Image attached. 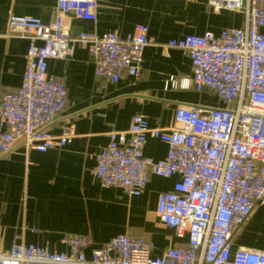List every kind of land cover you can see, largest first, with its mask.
Returning <instances> with one entry per match:
<instances>
[{
  "label": "built area",
  "instance_id": "2783aa9c",
  "mask_svg": "<svg viewBox=\"0 0 264 264\" xmlns=\"http://www.w3.org/2000/svg\"><path fill=\"white\" fill-rule=\"evenodd\" d=\"M215 10L244 17L241 28L206 32L172 40L170 48L185 51L193 79L182 87L213 91L224 108L203 113L179 106L174 125L151 128L142 114L127 131H113L96 156L92 172L105 189L141 197L149 177H178L172 192L160 194L157 216L186 245L154 256L155 244L145 238L119 235L93 249L88 239L66 236L69 252L57 253L17 238L10 250L0 243V264H264V251H231V238L257 206H264V0H210ZM98 0H57L53 22L11 15L8 35L26 38L30 46L20 89L0 95V156L17 146L46 153L72 144L74 133L49 127L67 106L65 82L48 74L49 62L70 58L77 45L88 48L95 77L116 85L124 75L139 78L149 29L135 26L126 37L70 33L69 17L96 22ZM105 90L104 85H100ZM148 138L165 143L167 156L146 157ZM35 232V231H34Z\"/></svg>",
  "mask_w": 264,
  "mask_h": 264
},
{
  "label": "crops",
  "instance_id": "0c3cea01",
  "mask_svg": "<svg viewBox=\"0 0 264 264\" xmlns=\"http://www.w3.org/2000/svg\"><path fill=\"white\" fill-rule=\"evenodd\" d=\"M57 13V0H0V95L17 92L26 69L30 41L8 35L13 14L49 24ZM70 33L126 37L135 26L149 29L139 78L124 75L116 85L95 77L88 48L77 45L68 59L49 62L48 74L67 86V106L50 131L59 135L65 128L74 133L72 144L46 153L17 146L0 156V243L10 250L14 241L37 245L51 252L67 253L66 236L88 239L90 257L119 235L145 238L155 244L154 256L170 247L187 244L164 226L157 216L160 194L172 192L178 177H149L144 194L128 198L122 190L105 189L92 172L95 156L107 146L113 131H127L133 118L142 114L151 128L169 129L179 106L203 113L224 108L217 95L193 87L192 62L185 51L170 48L172 40L206 32L241 28L244 17L229 10H215L210 0H98L96 22L69 17ZM105 86V90L99 88ZM6 130L7 127L1 126ZM146 157L155 161L167 156L165 143L148 138ZM35 231V232H34ZM264 251V206H257L231 238V251Z\"/></svg>",
  "mask_w": 264,
  "mask_h": 264
}]
</instances>
